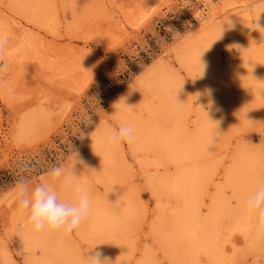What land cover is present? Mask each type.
I'll list each match as a JSON object with an SVG mask.
<instances>
[{
  "label": "rangeland",
  "instance_id": "374dc122",
  "mask_svg": "<svg viewBox=\"0 0 264 264\" xmlns=\"http://www.w3.org/2000/svg\"><path fill=\"white\" fill-rule=\"evenodd\" d=\"M261 11L264 0H0V174L12 178L0 182V264H86L91 251L113 264H264L244 213L264 185ZM122 124L135 142L108 147ZM21 178L65 201L84 186L90 214L68 235L33 232Z\"/></svg>",
  "mask_w": 264,
  "mask_h": 264
},
{
  "label": "clouds",
  "instance_id": "9594fccd",
  "mask_svg": "<svg viewBox=\"0 0 264 264\" xmlns=\"http://www.w3.org/2000/svg\"><path fill=\"white\" fill-rule=\"evenodd\" d=\"M261 13L264 11L256 16L254 25L256 29L264 31V17ZM2 46L3 41L0 40V47ZM3 67H0V71ZM135 139L134 126L122 124L107 135L105 143L112 147L119 143L132 144ZM50 175L59 179L64 175L63 167L52 168ZM73 192L72 200L65 201L59 198L53 185L49 183L32 185L27 179L21 178L16 187L17 210L26 216L27 224L35 233L68 235L79 229L92 209V200L87 188L76 185ZM244 213L253 215L256 219L253 242H264V185H260L248 195ZM85 260L86 264H113L98 251H91L85 256Z\"/></svg>",
  "mask_w": 264,
  "mask_h": 264
},
{
  "label": "bare ground",
  "instance_id": "6f19581e",
  "mask_svg": "<svg viewBox=\"0 0 264 264\" xmlns=\"http://www.w3.org/2000/svg\"><path fill=\"white\" fill-rule=\"evenodd\" d=\"M160 67H161V65H155L154 67H153V69L151 70V71H149L150 73H147V74H145V75H143L142 77H141V79L139 80V84L140 83H144V82H146V80L148 79V77L149 78H151L152 76H153V73L154 72H156L158 69H160ZM151 74V75H150ZM145 80V81H144ZM144 81V82H143ZM102 129V128H101ZM102 130L99 132V136L97 135L98 133H96V131L93 133V135H92V138L95 136V134L97 135V137H100L101 135H102ZM96 137V136H95ZM92 138H91V140H92ZM93 140H95L94 138H93ZM98 140V139H97ZM96 141V140H95ZM89 145V144H88ZM90 149H92V147H93V144L92 145H90V146H88ZM241 214V213H240ZM236 218V217H235ZM238 223V222H237ZM108 225V224H107ZM249 228V227H248ZM232 229V228H231ZM244 230V229H243ZM201 239H202V237H200ZM202 241V240H201ZM200 242V241H199ZM205 242V241H204ZM203 243V242H202ZM204 245V244H203ZM218 256V255H217Z\"/></svg>",
  "mask_w": 264,
  "mask_h": 264
},
{
  "label": "trees",
  "instance_id": "16d2710c",
  "mask_svg": "<svg viewBox=\"0 0 264 264\" xmlns=\"http://www.w3.org/2000/svg\"><path fill=\"white\" fill-rule=\"evenodd\" d=\"M150 61L148 60L147 63H149ZM133 73H138L140 71V69L137 66H134L133 68ZM11 173L9 172H4L0 174V182L3 183H8L11 180Z\"/></svg>",
  "mask_w": 264,
  "mask_h": 264
}]
</instances>
